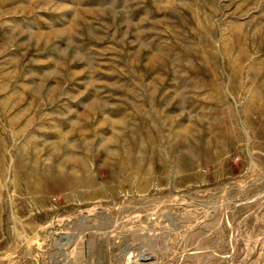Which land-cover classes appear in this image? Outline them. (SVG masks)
Masks as SVG:
<instances>
[{
	"label": "rangeland",
	"instance_id": "374dc122",
	"mask_svg": "<svg viewBox=\"0 0 264 264\" xmlns=\"http://www.w3.org/2000/svg\"><path fill=\"white\" fill-rule=\"evenodd\" d=\"M0 264H264V0H0Z\"/></svg>",
	"mask_w": 264,
	"mask_h": 264
}]
</instances>
